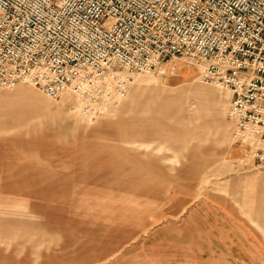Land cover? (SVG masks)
I'll return each mask as SVG.
<instances>
[{
  "label": "rangeland",
  "instance_id": "rangeland-1",
  "mask_svg": "<svg viewBox=\"0 0 264 264\" xmlns=\"http://www.w3.org/2000/svg\"><path fill=\"white\" fill-rule=\"evenodd\" d=\"M202 71L169 59L94 113L0 89V264H264V168L236 165L230 92Z\"/></svg>",
  "mask_w": 264,
  "mask_h": 264
},
{
  "label": "built area",
  "instance_id": "built-area-1",
  "mask_svg": "<svg viewBox=\"0 0 264 264\" xmlns=\"http://www.w3.org/2000/svg\"><path fill=\"white\" fill-rule=\"evenodd\" d=\"M180 0L162 9L169 28L162 39L152 36L155 13L144 7L146 0H67L63 9L49 2L45 19L25 15L20 0H0L3 19L20 33L0 44V59L8 48L19 49L37 31L45 33L38 59L0 69V89L13 90L19 84L35 88L51 100L69 92L85 103V112L94 113L103 105L125 98L130 75L150 74L169 59H182L199 65L203 81L215 83L230 92L227 119L234 126L233 144L240 153L236 165L243 169L264 167V17L258 16L264 0H205L207 8L177 12ZM220 12V23L209 25L208 13ZM107 17L116 25L111 34L102 30ZM250 17H256L251 22ZM194 32L223 33L238 44L208 43L189 46ZM2 35V33H0ZM184 38L183 46L176 37ZM83 39V43H81ZM141 46L153 51L146 59L127 60L128 49ZM123 59L118 61L116 57ZM227 56V62L223 61ZM146 59V60H145Z\"/></svg>",
  "mask_w": 264,
  "mask_h": 264
},
{
  "label": "clouds",
  "instance_id": "clouds-1",
  "mask_svg": "<svg viewBox=\"0 0 264 264\" xmlns=\"http://www.w3.org/2000/svg\"><path fill=\"white\" fill-rule=\"evenodd\" d=\"M21 4L25 7V15L28 17H37L41 21L45 19L44 7L49 2H54L56 7L59 9H63L66 5L67 0H20ZM244 0H240V3L243 4ZM172 0H146L144 7L150 9L155 13V19L153 24L152 36L157 40L163 38L166 32H169V28L165 25V21L168 19L167 14L162 11L165 5H171ZM210 3V0H208ZM207 8V4L205 0H180L177 4V12L187 11V10H196L199 9L201 12L205 11ZM220 12H210L208 13V22L209 25H215L220 23ZM258 16L264 17V3L260 5V11L258 12ZM3 10H0V44L8 43L7 38L9 36H14L16 33H20L21 29L24 27V24H20L19 27H16L14 30V25L8 24L4 19ZM256 17H250L248 22L255 21ZM116 25V19L114 17H107L104 23L102 24V30L105 33L111 34ZM195 34L189 37L188 44L204 46L208 43L214 44L215 46L222 44H227L228 46L231 44L232 46H236L237 43H233L234 40L226 39L223 33L220 32H209L208 34H204L202 32H194ZM24 37L26 38V42L22 43L19 49L14 47L8 48V54L0 59V69L9 70L13 64L20 62H28L31 63L34 58L38 59L39 53L41 52L42 45L45 43L46 36L45 33L37 31L36 33L29 36L27 32L24 33ZM182 36L176 37V43L180 46H183L184 38L181 39ZM83 43V39L80 41ZM129 55L126 57L127 60H135L137 58H141V52L146 54V59H148L153 51L149 50L147 47L141 46L137 50H133L131 48L128 49ZM118 61H121L123 58L121 56L116 57ZM145 59V60H146ZM228 57L225 56L223 61H218V63L227 62Z\"/></svg>",
  "mask_w": 264,
  "mask_h": 264
},
{
  "label": "crops",
  "instance_id": "crops-1",
  "mask_svg": "<svg viewBox=\"0 0 264 264\" xmlns=\"http://www.w3.org/2000/svg\"><path fill=\"white\" fill-rule=\"evenodd\" d=\"M200 100H202V99H200ZM228 101H229V97H228ZM181 103H179L177 106H175V105L169 104L167 102H162L160 100H154L153 99L152 103L144 104V107H146L147 110H148V109H151L149 107V106H151L152 109L154 110V112L157 115L161 116V115H163V114H161L162 106H163V108H165V109H167L169 111L170 109H174V108L177 109ZM212 103H213L214 106H216V108H217L216 111L217 112L218 111H222V108L224 106V102L218 101V99L215 97V98H212ZM134 105H136V104L131 103V105L130 104L124 105L123 109H124L125 112H130L131 109H133ZM165 114H167V113H165ZM169 114H170L169 119H171V120L178 119L173 114H171V113H169ZM218 118H219V115H216V113H214L213 120H214V122H215L214 124L216 126L218 125V120H217ZM208 131H210V130H208ZM218 133H219V130H216V134H218ZM223 136H224V134H221L220 138L223 137ZM263 168L264 167H259V168H256V170L257 169L261 170ZM257 209H258V212L264 213V200L262 201L261 204L258 205ZM235 262H237V260L236 261L233 260L232 263H230V262L225 263L224 259L221 258V257H210V258H206V259H203V258H189V259H185L184 261L179 260L177 262L170 263V264H236Z\"/></svg>",
  "mask_w": 264,
  "mask_h": 264
},
{
  "label": "bare ground",
  "instance_id": "bare-ground-1",
  "mask_svg": "<svg viewBox=\"0 0 264 264\" xmlns=\"http://www.w3.org/2000/svg\"><path fill=\"white\" fill-rule=\"evenodd\" d=\"M200 87V86H199ZM196 90H197V92L196 93H200V92H202V90H204V88H196ZM210 90V89H209ZM128 92V91H127ZM153 92V91H152ZM65 97H64V103H68L69 101H70V96L69 95H71V93H69V92H66L65 93ZM127 95V94H126ZM126 97V96H125ZM156 97H158V96H156ZM123 99H125V98H123ZM229 99H230V96H229ZM220 102H224L223 101V99L220 97ZM222 111H219V114L221 113ZM234 127V126H233Z\"/></svg>",
  "mask_w": 264,
  "mask_h": 264
}]
</instances>
